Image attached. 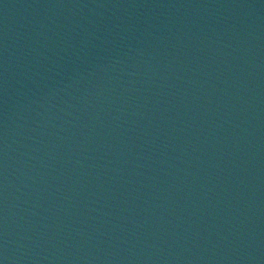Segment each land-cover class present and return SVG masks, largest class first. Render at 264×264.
I'll use <instances>...</instances> for the list:
<instances>
[{
	"label": "water",
	"instance_id": "obj_1",
	"mask_svg": "<svg viewBox=\"0 0 264 264\" xmlns=\"http://www.w3.org/2000/svg\"><path fill=\"white\" fill-rule=\"evenodd\" d=\"M0 264H264V0H0Z\"/></svg>",
	"mask_w": 264,
	"mask_h": 264
}]
</instances>
